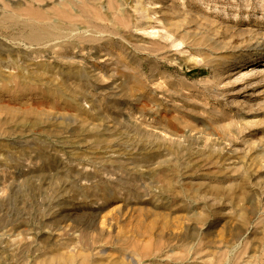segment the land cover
I'll list each match as a JSON object with an SVG mask.
<instances>
[{
	"label": "rangeland",
	"instance_id": "rangeland-1",
	"mask_svg": "<svg viewBox=\"0 0 264 264\" xmlns=\"http://www.w3.org/2000/svg\"><path fill=\"white\" fill-rule=\"evenodd\" d=\"M0 264H264V0H0Z\"/></svg>",
	"mask_w": 264,
	"mask_h": 264
},
{
	"label": "bare ground",
	"instance_id": "bare-ground-1",
	"mask_svg": "<svg viewBox=\"0 0 264 264\" xmlns=\"http://www.w3.org/2000/svg\"><path fill=\"white\" fill-rule=\"evenodd\" d=\"M62 13H65V12L63 11ZM12 14H13V13H12ZM13 15H14V14H13ZM59 15H63V14H60V13H59ZM52 27H53V26H52ZM54 28H55V27H54ZM39 31H40V29H39ZM42 31H43V30H42ZM36 34H37V33H36ZM58 40H59V39H58ZM2 45H3V44H2Z\"/></svg>",
	"mask_w": 264,
	"mask_h": 264
}]
</instances>
